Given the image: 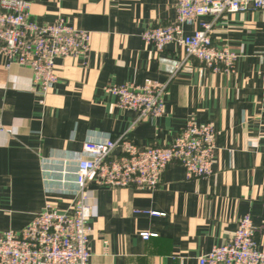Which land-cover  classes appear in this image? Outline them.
I'll use <instances>...</instances> for the list:
<instances>
[{"label": "crops", "instance_id": "obj_1", "mask_svg": "<svg viewBox=\"0 0 264 264\" xmlns=\"http://www.w3.org/2000/svg\"><path fill=\"white\" fill-rule=\"evenodd\" d=\"M26 1L37 23L61 18L90 32V49L84 59H55L58 78L43 102L31 70L0 55V233L19 231L46 204L71 206L85 142L128 132L137 145H164L194 120L216 131L211 173L186 178L171 163L154 189L91 186L88 264H197L245 214L264 250V11L227 14L214 25L213 43L237 55L226 74L196 59L179 68L181 46L157 51L142 40L146 29L175 19V0ZM148 82L167 83L164 112L139 122L106 91ZM141 232L156 235L144 240Z\"/></svg>", "mask_w": 264, "mask_h": 264}, {"label": "built area", "instance_id": "obj_2", "mask_svg": "<svg viewBox=\"0 0 264 264\" xmlns=\"http://www.w3.org/2000/svg\"><path fill=\"white\" fill-rule=\"evenodd\" d=\"M29 5L26 0H0V55L9 63L31 70L33 84L43 102L58 78L55 59L86 58L91 34L69 26L61 18L53 23H37L31 17ZM249 10L264 11V0H175V19L146 29L141 38L157 51L171 43L181 46L185 57L179 68L196 59L213 72L231 73L237 55L225 45H215L211 34L224 15ZM185 26L192 28L191 33L185 32ZM106 91L115 98L118 108L136 112V122L164 112L167 83L111 85ZM127 134L116 140L83 144L88 157L76 164L73 173L76 194L71 206L60 210L46 204L19 231L1 232L0 264H88L91 256L88 190L91 186L154 189L171 163L181 165L186 178L211 173L216 131L209 122L187 120L177 136L164 145L140 146ZM116 148H119L118 155L113 154ZM155 235L140 233L144 240ZM197 264H264V250L256 242L250 214L242 216L226 242L198 256Z\"/></svg>", "mask_w": 264, "mask_h": 264}]
</instances>
